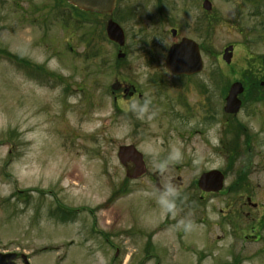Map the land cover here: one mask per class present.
<instances>
[{
    "label": "rangeland",
    "instance_id": "obj_1",
    "mask_svg": "<svg viewBox=\"0 0 264 264\" xmlns=\"http://www.w3.org/2000/svg\"><path fill=\"white\" fill-rule=\"evenodd\" d=\"M202 1L117 0L106 15L0 0V250L30 264H264V0ZM182 37L201 45L198 75L166 68ZM234 82L242 107L228 114ZM130 144L138 179L117 156ZM210 170L219 192L198 187Z\"/></svg>",
    "mask_w": 264,
    "mask_h": 264
},
{
    "label": "water",
    "instance_id": "obj_2",
    "mask_svg": "<svg viewBox=\"0 0 264 264\" xmlns=\"http://www.w3.org/2000/svg\"><path fill=\"white\" fill-rule=\"evenodd\" d=\"M69 3L77 6L81 10L92 11L98 13H110L115 5L116 0H66ZM204 7L207 10L212 9L210 0H206ZM108 38L120 46L125 45V33L123 28L113 19H109L106 26ZM233 46L230 45L225 48L223 59L230 63L233 56ZM125 54L120 52L119 58L124 57ZM167 69L176 75H191L197 73L203 68V60L201 57L198 44L191 40L184 38L180 43L174 44L170 47L166 57ZM120 83L116 81L112 85L113 89H118ZM244 91L241 82H235L231 85L228 95L226 97V104L224 110L226 113L236 114L239 112L242 101L239 95ZM118 158L122 165L133 163L132 172H128L127 176L136 179L146 172L143 154L138 148L133 145H121L118 149ZM225 175L219 170H211L201 174L198 180V186L205 192H219L224 187ZM15 254L6 255L0 253V264H13ZM25 264H29L26 257Z\"/></svg>",
    "mask_w": 264,
    "mask_h": 264
},
{
    "label": "flooded vegetation",
    "instance_id": "obj_3",
    "mask_svg": "<svg viewBox=\"0 0 264 264\" xmlns=\"http://www.w3.org/2000/svg\"><path fill=\"white\" fill-rule=\"evenodd\" d=\"M205 1L206 0H203L202 1V9L205 11V12H207V13H209L210 12V10H207L205 7H204V4H205ZM157 3H158V0H157ZM206 27H208V25L206 24V26H205V28ZM171 34H172V36L173 37H177V34H178V31H177V29H172L171 30ZM184 38H187V37H182L180 40H178V41H176L175 43H173L172 45H174V44H177V43H180ZM187 39H191V40H193V41H195L194 39H192V38H187ZM196 42V41H195ZM197 44H198V46H199V49H200V51H201V45H200V43H198V42H196ZM204 68V67H203ZM199 74V73H198ZM198 74H194V75H198ZM177 77H180V76H177ZM181 77H183V76H181ZM116 81H119V80H116ZM120 82V81H119ZM120 88H119V90L118 91H116V92H120L121 91V95L123 96H129V97H132V96H134V94H135V91H134V87L133 86H130V85H127V84H123L122 82H120ZM260 85L261 86H264V81L262 80L261 82H260ZM131 89V90H130ZM115 92V93H116ZM117 94L115 95V99L117 100ZM139 99L141 100V94H139ZM132 168H133V166H131V170H132ZM132 172V171H131ZM160 188V187H159ZM0 252H2V253H5V254H9V253H12V252H15V251H13V250H0ZM13 262H14V264H25V260H24V258H23V254L22 253H20V252H18V254H17V256L15 257V259H13Z\"/></svg>",
    "mask_w": 264,
    "mask_h": 264
}]
</instances>
